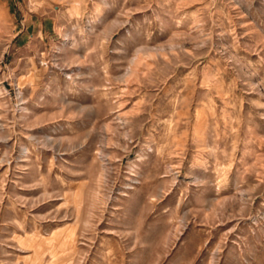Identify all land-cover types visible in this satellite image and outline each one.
I'll use <instances>...</instances> for the list:
<instances>
[{"label": "rangeland", "instance_id": "obj_1", "mask_svg": "<svg viewBox=\"0 0 264 264\" xmlns=\"http://www.w3.org/2000/svg\"><path fill=\"white\" fill-rule=\"evenodd\" d=\"M0 264H264V0H0Z\"/></svg>", "mask_w": 264, "mask_h": 264}]
</instances>
